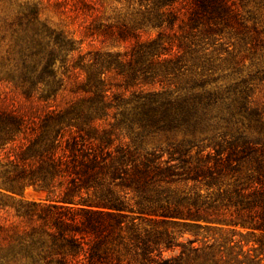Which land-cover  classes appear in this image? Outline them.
<instances>
[{"label": "trees", "instance_id": "obj_1", "mask_svg": "<svg viewBox=\"0 0 264 264\" xmlns=\"http://www.w3.org/2000/svg\"><path fill=\"white\" fill-rule=\"evenodd\" d=\"M139 2L152 40L84 28V38L129 43L123 53L82 54L83 40L21 8L17 59L0 79L24 100L0 105V264H264V111L238 86L208 89L219 61L208 42L252 45L257 33L235 0ZM159 135L181 139L158 153L137 145ZM179 182H205L208 196ZM27 189L43 200L1 201ZM140 217L231 227L232 238L196 247L167 228L140 231ZM241 230L262 236L260 254L238 249Z\"/></svg>", "mask_w": 264, "mask_h": 264}, {"label": "rangeland", "instance_id": "obj_2", "mask_svg": "<svg viewBox=\"0 0 264 264\" xmlns=\"http://www.w3.org/2000/svg\"><path fill=\"white\" fill-rule=\"evenodd\" d=\"M241 11V15L248 27H253L257 33V41L250 44L242 42L234 36L223 35L217 37L215 45L208 42V55L219 61L215 62L216 70L208 79H216L215 83H209L208 89L230 88L238 86L245 90L248 101L255 103L264 111V0H235ZM34 9L40 21L46 23L56 31H63L76 43L81 42L82 54L95 51L123 53L129 49V43H116L112 40L84 38V28L88 23L111 26H125L132 32L140 35L141 41H149L156 37L158 30L146 26L147 10L145 3L139 0H7L0 1V79H2L5 67L3 62L10 68L14 65L16 57L15 35L18 22L17 18L22 12L21 8ZM213 54V55H212ZM59 66V62L56 64ZM61 69L57 75H61ZM212 76V77H211ZM24 103L19 92L10 82L0 81V105ZM180 136L165 137L163 135L145 137L137 141V145L145 151L165 152L170 142L179 141ZM194 155V151L192 152ZM167 155H163L166 159ZM249 164V163H248ZM175 187L185 193H197L208 196V187L205 182H179ZM43 194L31 189L25 190L21 195H4L1 201L9 207H14L23 201H41ZM130 218H137L129 214ZM134 225L140 231L163 230L172 231L179 242L194 240L192 246L202 247L208 245H224L225 240L232 238L231 227L210 226L214 228L208 231V225L200 223L201 229L190 228L193 223L179 222L178 226L170 227L155 225L144 220L143 217L135 219ZM240 230V229H239ZM242 236H234L233 241L238 249H243L251 256L261 253L259 241L263 242L259 233L246 234L241 230ZM254 250V251H253ZM260 257H264V254ZM221 264V263H220Z\"/></svg>", "mask_w": 264, "mask_h": 264}]
</instances>
